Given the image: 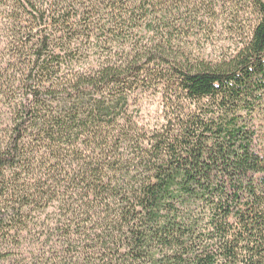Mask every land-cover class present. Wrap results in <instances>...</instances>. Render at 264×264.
Returning <instances> with one entry per match:
<instances>
[{
    "label": "trees",
    "instance_id": "16d2710c",
    "mask_svg": "<svg viewBox=\"0 0 264 264\" xmlns=\"http://www.w3.org/2000/svg\"><path fill=\"white\" fill-rule=\"evenodd\" d=\"M49 213L57 264H264V0H0L2 250Z\"/></svg>",
    "mask_w": 264,
    "mask_h": 264
},
{
    "label": "rangeland",
    "instance_id": "374dc122",
    "mask_svg": "<svg viewBox=\"0 0 264 264\" xmlns=\"http://www.w3.org/2000/svg\"><path fill=\"white\" fill-rule=\"evenodd\" d=\"M234 49L235 45L227 40L225 33L221 31L219 40L206 47L205 57L208 60H216L222 53H230ZM161 104L160 97L145 95L140 105L141 123L151 127L161 123ZM54 219L52 213L46 214L35 222L22 244H13L3 250L0 246V264H57L58 260L64 257V253L61 250V240L54 237ZM49 235H52V238Z\"/></svg>",
    "mask_w": 264,
    "mask_h": 264
}]
</instances>
